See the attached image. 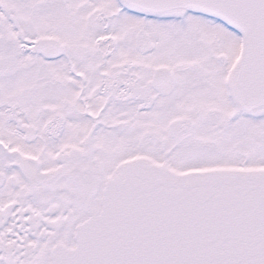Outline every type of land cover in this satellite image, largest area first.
Returning <instances> with one entry per match:
<instances>
[{
    "label": "snow or ice",
    "instance_id": "6c2138e0",
    "mask_svg": "<svg viewBox=\"0 0 264 264\" xmlns=\"http://www.w3.org/2000/svg\"><path fill=\"white\" fill-rule=\"evenodd\" d=\"M0 264H264V0H0Z\"/></svg>",
    "mask_w": 264,
    "mask_h": 264
}]
</instances>
